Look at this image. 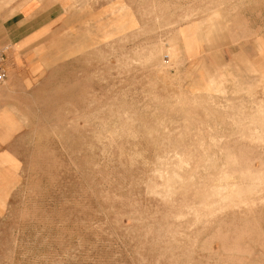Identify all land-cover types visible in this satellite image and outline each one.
Returning a JSON list of instances; mask_svg holds the SVG:
<instances>
[{
    "label": "rangeland",
    "instance_id": "374dc122",
    "mask_svg": "<svg viewBox=\"0 0 264 264\" xmlns=\"http://www.w3.org/2000/svg\"><path fill=\"white\" fill-rule=\"evenodd\" d=\"M54 1L0 153V264H264V186L212 193L264 175L240 131L264 0Z\"/></svg>",
    "mask_w": 264,
    "mask_h": 264
},
{
    "label": "crops",
    "instance_id": "0c3cea01",
    "mask_svg": "<svg viewBox=\"0 0 264 264\" xmlns=\"http://www.w3.org/2000/svg\"><path fill=\"white\" fill-rule=\"evenodd\" d=\"M55 9L54 0H0V47L7 69V78L0 82V153L15 147L23 132L29 113L23 108L22 91L39 88L37 82L27 87L25 76L34 72L35 47L47 39L42 33L52 26Z\"/></svg>",
    "mask_w": 264,
    "mask_h": 264
},
{
    "label": "bare ground",
    "instance_id": "6f19581e",
    "mask_svg": "<svg viewBox=\"0 0 264 264\" xmlns=\"http://www.w3.org/2000/svg\"><path fill=\"white\" fill-rule=\"evenodd\" d=\"M229 103V101H228ZM231 104V103H230ZM263 104V103H262ZM238 110V109H236ZM247 110V109H246ZM249 112V111H247ZM252 112V111H251ZM239 113H241V111L239 110ZM250 113V112H249ZM249 115V114H248ZM245 116V115H244ZM242 119V118H241ZM239 121V120H237ZM241 121V120H240ZM248 125L245 126V124H242L241 122V129L240 131L243 132V134H248L250 137H252L253 139H262L264 137V109L263 107H259L258 109H256L255 114L253 113L252 115H250L248 117V121H247ZM240 125V124H239ZM239 128V127H238ZM263 141V140H262ZM181 160V159H180ZM178 158V161H180ZM227 165L230 164L229 161H227ZM181 163V162H180ZM179 162H178V164ZM163 167V166H162ZM182 167V166H181ZM180 168V167H179ZM264 174V172H262ZM176 175V174H175ZM168 176V175H166ZM174 177V176H173ZM177 178V177H176ZM174 178V179H176ZM225 178V177H224ZM230 178V174H226V179ZM173 179V178H172ZM180 179V178H179ZM230 180V179H229ZM170 181V180H169ZM223 181V179H222ZM225 181V180H224ZM170 183V182H169ZM262 185L264 186V175H250L247 179V181L243 184V185H239L236 187V189L234 190H229L228 186H223V187H219L217 189H214L213 196H215L216 198H221V200H233L234 197L237 198H243V197H247L251 194H253L254 192L256 193L257 189L260 187H262ZM263 188V187H262ZM262 190V189H261ZM155 191V190H154ZM156 193V192H155ZM211 194V193H210ZM209 194V195H210ZM208 195V196H209ZM212 195V194H211ZM212 197V196H211ZM214 197V198H215ZM208 198V197H207ZM210 199V197H209ZM212 199V198H211ZM209 202V200H207V203ZM209 205V204H208ZM220 210V209H219Z\"/></svg>",
    "mask_w": 264,
    "mask_h": 264
},
{
    "label": "built area",
    "instance_id": "2783aa9c",
    "mask_svg": "<svg viewBox=\"0 0 264 264\" xmlns=\"http://www.w3.org/2000/svg\"><path fill=\"white\" fill-rule=\"evenodd\" d=\"M5 59H6L5 50L0 47V82L5 81V79L7 78Z\"/></svg>",
    "mask_w": 264,
    "mask_h": 264
}]
</instances>
